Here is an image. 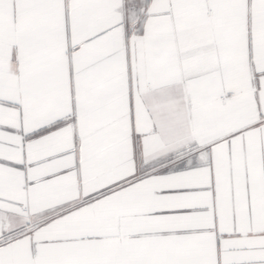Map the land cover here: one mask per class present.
Here are the masks:
<instances>
[{
  "label": "snow or ice",
  "instance_id": "6c2138e0",
  "mask_svg": "<svg viewBox=\"0 0 264 264\" xmlns=\"http://www.w3.org/2000/svg\"><path fill=\"white\" fill-rule=\"evenodd\" d=\"M0 264H264V0H0Z\"/></svg>",
  "mask_w": 264,
  "mask_h": 264
}]
</instances>
